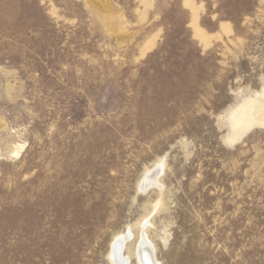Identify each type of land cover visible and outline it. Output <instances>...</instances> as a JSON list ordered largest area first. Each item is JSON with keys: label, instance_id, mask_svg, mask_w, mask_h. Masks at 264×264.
<instances>
[{"label": "rangeland", "instance_id": "rangeland-1", "mask_svg": "<svg viewBox=\"0 0 264 264\" xmlns=\"http://www.w3.org/2000/svg\"><path fill=\"white\" fill-rule=\"evenodd\" d=\"M249 100L264 0H0V264H264Z\"/></svg>", "mask_w": 264, "mask_h": 264}, {"label": "bare ground", "instance_id": "bare-ground-1", "mask_svg": "<svg viewBox=\"0 0 264 264\" xmlns=\"http://www.w3.org/2000/svg\"><path fill=\"white\" fill-rule=\"evenodd\" d=\"M254 124L264 125V103L257 100H249L235 114L233 119V133L229 138L236 140L243 131ZM140 239L136 249V257L139 264H159L156 260L155 248L145 232L142 233ZM126 244L127 235L124 233L119 234L112 242L111 260L113 264L129 263V259L125 256L124 252Z\"/></svg>", "mask_w": 264, "mask_h": 264}]
</instances>
